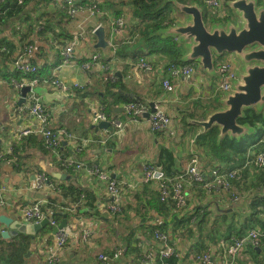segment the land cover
Instances as JSON below:
<instances>
[{
    "label": "crops",
    "instance_id": "0c3cea01",
    "mask_svg": "<svg viewBox=\"0 0 264 264\" xmlns=\"http://www.w3.org/2000/svg\"><path fill=\"white\" fill-rule=\"evenodd\" d=\"M63 1L49 0L44 4L31 0L19 11L13 7L15 0H3L8 14L0 21V150L11 147L21 129L35 124L28 113L12 114L21 98L15 83L31 81L27 74L16 71L12 62L26 47H31L27 59L41 72L33 80L35 92L64 94L50 82L56 77L69 85V93L63 100H46L39 93L50 114V126L56 131L65 129L76 139L63 138L57 157L45 146H37L22 153L20 168L0 164V216L9 217L14 223L27 222L24 210L36 202L47 216L63 214L62 221L66 220L70 236L60 250V264H102L100 255L109 256L117 248H123L124 252L119 258L111 259V264H142L143 252L156 254L160 250L161 243L155 236L157 229L168 234L169 243L177 252L171 264H198L194 254L208 249H212L213 264H225L232 237H241L252 228L264 233V167L256 169L251 163L264 151V125H259L261 133L258 134V128L250 125L254 131L241 137L249 139L252 135L254 142L246 143L247 153L234 157L235 163L239 161L234 167L243 166L244 171L243 179L231 183L230 190H208L203 183L190 182L186 172L193 155L199 158L200 169L209 181H212L214 168L223 167L225 171L234 165L221 161L216 156L218 152L205 151L197 143V136L208 131L194 121L205 119L210 111L221 107L224 92L218 90V75L192 61L196 66L192 77L173 78L175 89L167 91L162 79L169 76L165 68L170 59L148 49L138 51L140 48L135 41L128 43L139 26L142 27L141 20L134 19L128 7L116 15L102 8L104 4L106 7L105 0H98L99 12L92 16L86 8L94 0L86 4L74 0L82 4L84 10L72 19L67 14L59 24V13L66 11ZM228 1L231 0H221L222 16H215L219 22L226 23L233 15ZM201 2L206 7L207 17H211V8L203 0ZM121 13L127 15L126 28L115 33L112 24ZM174 14L175 22L185 20L182 13L176 11ZM46 24L51 27L44 28ZM100 26L108 42L105 48L96 46V29ZM159 35L170 37L166 33ZM176 40L182 50L181 63L170 65L180 66L188 62L182 60L185 50ZM68 45L74 47V53L73 58L65 62L60 51ZM95 54L100 57L98 64L86 71L82 63L92 61ZM141 57L153 64V71L139 66ZM223 58L236 61V72L239 70L240 62L234 54L225 53ZM107 79L115 83L112 92H108ZM128 99L145 102L149 111L154 103L156 109L171 117L170 126L164 131L152 132L149 115L131 119L124 110ZM103 107L110 117L124 123L121 131H116L111 123L107 128L98 127L100 121L94 120V113ZM222 139L217 138L218 143ZM231 139L239 140L237 137ZM241 157H245L243 163L239 160ZM153 164L155 176L145 180V170ZM93 165L99 166L120 186L122 211L117 216L109 211L113 197L108 183L92 173ZM39 171L51 175L50 185L37 188L36 173ZM178 175H184L189 197L180 213L173 210L170 202L173 209L161 201L160 191L164 177ZM69 187L79 191V199L70 193ZM176 222L180 223L177 228ZM42 228L34 237L31 235L34 239L24 255L23 264H47L48 254L56 250L55 233L39 234ZM5 229L8 227L0 222V264H9L10 250L6 243L14 239L13 236L3 237ZM85 229L91 231L87 241L82 239ZM50 238L53 245H48ZM234 264H264V236L259 245L246 240Z\"/></svg>",
    "mask_w": 264,
    "mask_h": 264
},
{
    "label": "built area",
    "instance_id": "2783aa9c",
    "mask_svg": "<svg viewBox=\"0 0 264 264\" xmlns=\"http://www.w3.org/2000/svg\"><path fill=\"white\" fill-rule=\"evenodd\" d=\"M2 0H0L1 2ZM210 8L212 16H222L220 11L221 0H203ZM67 3L68 11L71 17L77 15L81 10H84L83 7H78L75 5L73 0H65ZM100 3L98 0L93 1L86 9L90 12V15H95L99 12ZM126 14L121 13L112 24L113 30L115 33H121L126 28ZM31 52V47H27L26 52L17 54L13 66L18 72H22L25 74H34L38 70V67L32 65L28 62L27 56ZM74 47L72 45H68L65 47L61 54L65 62L70 61L73 58ZM99 55H93L92 61H87L82 63V67L85 70H88L91 67H94V64L98 61ZM98 64V63H97ZM139 66L146 68L148 70H154V66L152 63L146 61L143 57L139 59ZM236 61L228 60L224 58L222 61L217 63V70L219 72V76L217 79V87L221 92H229L232 89L233 81L236 79V69H235ZM195 64H182L180 66L170 65V67H166L165 71L169 74V76L164 77L162 79V84L167 91H173L175 89V83L173 82V78H190L195 72ZM113 78V77H112ZM35 81H21L16 82L15 85L19 89L26 85H30L32 88L34 87ZM52 84L62 93H69V85L63 82L60 78L56 77L52 80ZM28 98V101H27ZM124 110L127 116L131 119H137L140 116L149 112L148 105L145 102L141 101H131L124 105ZM30 114L31 117L34 118L35 124L29 125L26 128L21 129L17 133V138L28 134H37L41 135L45 139V146L47 149L52 150V152L58 154V148L62 144L63 138L68 139H76L65 129H61L60 131L54 130L50 126V114L46 107L44 106L41 96L38 95L33 89L28 93L26 97V102L24 104H17L15 109L13 110V116H21L23 114ZM94 120L96 122L107 120L111 123V125L116 129V131H121L124 127V123L116 118L108 116L106 112L103 110H98L94 113ZM148 124L149 128L152 132H159L166 130L171 124V117L162 110L156 109L154 112H151L148 116ZM83 144V143H81ZM11 149L10 147L6 150H0V164H8V165H17V161L15 157L10 156ZM255 166L264 167V152L260 153L254 160ZM92 173L100 177L101 179L106 180L108 183V191L113 197V202L109 206L110 214L113 216H117L122 211V206L120 204L121 198V189L118 182L115 179H112L110 175L101 171L99 166L93 165L91 169ZM239 170L233 169L230 171L223 170H214L213 171V180L209 181L205 179L204 173H202L199 165V158L194 156L191 161V165L186 172V175L190 182L192 183H204L208 190L210 189H229L231 186V182L227 180L226 176L235 178L238 174ZM156 173V169L153 166H148L145 170L144 179L150 180L154 178ZM49 184V178L45 171H39L36 173V186L37 188H44ZM160 191L161 197L163 200L171 197L173 199L176 211H182L187 203H188V191L185 187V177L184 175H178L174 177H164L162 182L160 183ZM237 199V197H234ZM24 217L28 223H39L42 221L46 215L43 212L41 205L39 202L34 203L33 205L27 207L24 210ZM52 224L55 225L56 228L59 227L55 221L52 220ZM264 235L259 229L252 228L248 230L245 235L241 237H232L230 245L227 249V255L229 258L225 261V264H234L236 256L241 252L244 247V243L246 240H250L254 245H259L260 238ZM56 250L51 251L48 254L47 264H60L61 255L60 250L64 248L67 244V241L70 236V232L67 227L58 228V230L54 234ZM91 236V231L85 229L82 233V239L87 241ZM155 236L157 240L161 243L160 254L163 258H168L170 256H177L176 250L170 245L168 240V234L164 233L160 230H156ZM124 250L122 248H117L113 252L112 256L100 255V259L102 264H111V259H117L123 254ZM155 253L147 251L143 254L141 258L142 264H158L154 260ZM194 259L198 264H213L212 261V249H208L206 251H202L201 253L194 254Z\"/></svg>",
    "mask_w": 264,
    "mask_h": 264
},
{
    "label": "water",
    "instance_id": "95a60500",
    "mask_svg": "<svg viewBox=\"0 0 264 264\" xmlns=\"http://www.w3.org/2000/svg\"><path fill=\"white\" fill-rule=\"evenodd\" d=\"M174 1L176 8L185 17L184 21H177L159 31L170 37L178 39L183 45L185 56L182 59L186 62H198L205 70L215 72V58L225 53H232L238 58L240 68L236 73L237 78L233 81L231 91L225 92L220 99L221 107L210 111L205 119L195 120L194 123L208 131L215 127L219 128L218 139L226 137L240 139L246 134L254 131L248 123H240L239 119L244 117L246 110L255 109L257 113L264 116V0H231L228 1L233 11L231 19L226 23L211 22L208 26L201 4L197 1L182 3ZM99 48L108 46L103 27L96 29ZM34 90L30 85L20 89L21 98L19 105L26 102L28 92ZM36 90V89H35ZM34 90V91H35ZM37 92V91H36ZM46 100H63L66 94L59 95L57 92L51 94L48 91H39ZM37 92L39 95L40 93ZM152 109L146 113L148 116L156 110L154 103ZM99 128L110 127L107 120L100 121ZM65 143V142H64ZM81 218V217H78ZM45 218L39 223H14V220L4 215L0 216V222L8 229L2 231L5 238L28 233L34 235L49 222ZM67 222L63 220L58 228L66 227ZM15 227L16 229H13ZM54 228V233L58 230ZM29 254V253H28Z\"/></svg>",
    "mask_w": 264,
    "mask_h": 264
},
{
    "label": "trees",
    "instance_id": "16d2710c",
    "mask_svg": "<svg viewBox=\"0 0 264 264\" xmlns=\"http://www.w3.org/2000/svg\"><path fill=\"white\" fill-rule=\"evenodd\" d=\"M30 1L31 0H15L13 7L17 8L19 11H23L24 8L28 6ZM40 1L44 4L49 2V0H40ZM80 1L82 4L83 3L86 4L87 2H91L93 0H80ZM94 1H96V0H94ZM177 1L182 2V3H192L194 1L200 2V4L203 7L204 18L206 21L208 20L206 7H204L201 0H177ZM4 2H3V0L0 2V21L3 18H5V16H7V14H8L7 13V5H5ZM108 2H110V3H108ZM63 3L65 5L66 11L62 12L61 14L59 13V18H58L59 24H61V21L63 20V18L67 17V14H68V17H70L72 19V17L69 14L67 3L65 2V0L63 1ZM74 3L78 7H83L82 4L76 3L75 1H74ZM99 3H100V1H99ZM105 3H107L106 7L104 4L102 6V8H104V9H106V10H108V11H110L116 15H118L124 8L128 7L131 10L134 19H140L141 20L142 27L140 28V26H139L138 32L135 35L131 36L129 38V41H128V43H132V44L135 41V44L137 46L139 45L138 47L140 48V49H138V51L144 52L146 49H148L149 52H152V53H162L165 56H168L170 59V61H169L170 63H168V66H170V64L181 63L182 50H181L180 45L178 44L177 40L175 38H172V37L160 36L159 34L156 33L162 27H166V26L168 27L170 25H174L175 20H176L174 12H176V11L179 12V10L176 8V6L174 4V1H171V0H118V2H113V0H105ZM50 27H51L50 24H46L44 26V28H46V29H48ZM136 36L138 39L136 38ZM26 49H27V47L25 48L24 51H21L17 54L26 52ZM61 52L62 51H60V55L62 57ZM15 58H16V56L14 57V59L12 61L13 63H14ZM28 62L31 63L29 60H28ZM85 62H87V61H85ZM97 63L98 62H96L94 65H96ZM31 64L35 65L33 63H31ZM35 66H37V65H35ZM168 66H166V67H168ZM92 68L93 67L89 68L86 71H90ZM19 73H22V72H19ZM37 73L38 74L41 73V72H39V67H38V70L36 71V73L30 74V75L27 74L28 78H30L31 81L35 80ZM22 74L25 75V73H22ZM53 79H51L50 82H52ZM107 82H108L107 85L110 87L108 92H112L113 87L115 86V83L112 82L110 79H107ZM64 94H66V93H64ZM127 101L131 102V101H138V100L137 99H128ZM102 110L104 112H106L105 107H103ZM108 116H110V115L108 114ZM239 122L240 123H248L252 126L257 127L258 128L257 134H258L259 132L261 133V131L259 130V125H261V124L264 125V116L262 113H257L255 110H247L245 116L240 118ZM218 134H219V131H218L217 127L210 129L205 134L201 133L197 136V143L205 151L210 150L211 152H214V151L218 152L217 154L216 153L215 154L220 159H222L221 161H223V160L230 161L231 164H234L232 167H229V169L225 170V171H230V170H233L235 168L241 169L242 172H238V174L236 175L235 178L229 177V175L226 176L227 180L230 181L231 183L234 184L235 181L237 183H239V180L243 179L242 173L244 171V167L243 166L234 167V166L238 165V162H239L238 161L235 163L234 157L237 154L247 153L248 152V144H246V143L247 142H254V140L252 138H250V139L241 138V139L237 140V139H231L227 136V137L223 138L220 143H218V140H217ZM61 145L58 148L59 152L62 149ZM37 146L38 147H44L45 146V139L41 135L28 134V135L22 136L20 138H17L16 142L10 147V149H11L10 156L15 157L16 161H17V163H16L17 165H14V166L16 168H20L21 161L23 159L22 153H24L29 148H33V147H37ZM48 150L52 151L50 149H48ZM260 153H262V151ZM54 154L57 157L56 153H54ZM194 156L195 155H193L192 158ZM251 157H253L252 153H251ZM255 158L252 159L251 163H252L254 168L259 169V168H261V166H255L254 165L253 160ZM239 160L241 161V163H243L245 161V157H241ZM67 166H69V165H67ZM152 166L156 168V166L154 164ZM223 169H224L223 167H221V169H220V167H216L213 170H223ZM239 169H237V171ZM202 173H204V172H202ZM46 174L50 180L51 175L48 174L47 172H46ZM204 176L206 179L205 174H204ZM170 177H174V176H169L168 178H170ZM213 178H214V176H213V172H212V180H213ZM206 180H209V179L207 178ZM58 188L61 189V186L59 185ZM68 189H69L70 193H72V195H74L75 197H77L79 199V191L77 189H75L73 187H69ZM75 193H77V194H75ZM161 201L163 203L169 205L171 208L173 205L174 209L173 208L172 209L176 211L175 203H174L173 199H171V197H169L165 200H163L161 197ZM168 202H170L172 205ZM41 208H42L43 212L45 213L44 208L42 206H41ZM79 208L80 207H78V210H79ZM177 212L180 213V211H177ZM178 213H176V214L178 215ZM45 215H46V213H45ZM62 216L64 217V215L60 214V213H56V214H53L51 216L46 215L45 218H50L49 222L42 228V230L39 232V234H52V231H54V228H56L55 225L52 224V220L60 225V223L62 222ZM175 224H176L175 227L177 228L180 223L176 222ZM157 230H160V231L165 233V231L163 229H157ZM29 235L30 234H28V233H18L17 235L12 237L14 239H12L8 243H6V246L10 250V253L7 256L9 264H23L24 263V260H25L24 255L30 249V246L32 244V239H34V238H32L31 235L30 236ZM51 239L52 238H50V241H49L50 243H48V245L52 244ZM159 251L154 255V260L158 264H171L173 262V260L177 258V256H175V255L170 256L168 258H163ZM145 252L142 253V256ZM201 252L202 251H198L195 254H198ZM112 254H113V252L109 256L111 257Z\"/></svg>",
    "mask_w": 264,
    "mask_h": 264
},
{
    "label": "rangeland",
    "instance_id": "374dc122",
    "mask_svg": "<svg viewBox=\"0 0 264 264\" xmlns=\"http://www.w3.org/2000/svg\"><path fill=\"white\" fill-rule=\"evenodd\" d=\"M124 10V9H123ZM125 11V10H124ZM208 18V20H207V24L208 25H211V22H219L220 20L219 19H217L216 17H214V16H211V17H207ZM115 45V44H114ZM224 58H222L221 59V61L223 60ZM188 64H190V63H188ZM172 66V65H171ZM170 67V66H169ZM237 73V72H236ZM169 75V74H168ZM165 77H167V76H165ZM236 78H237V76H236ZM218 79V78H217ZM252 137V135H250V137H249V139Z\"/></svg>",
    "mask_w": 264,
    "mask_h": 264
},
{
    "label": "flooded vegetation",
    "instance_id": "af4514ba",
    "mask_svg": "<svg viewBox=\"0 0 264 264\" xmlns=\"http://www.w3.org/2000/svg\"><path fill=\"white\" fill-rule=\"evenodd\" d=\"M207 22V21H206ZM208 26H210V25H208ZM176 39V38H175ZM225 55V54H224ZM224 55H222V56H216V58H215V64H217L219 61H221V59L224 57ZM189 63V62H188ZM188 63H186V64H188ZM191 63V62H190Z\"/></svg>",
    "mask_w": 264,
    "mask_h": 264
}]
</instances>
